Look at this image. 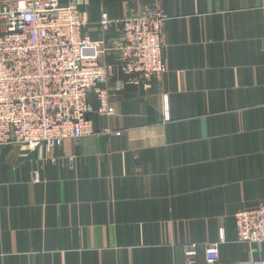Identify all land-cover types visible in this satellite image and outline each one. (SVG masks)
<instances>
[{"label":"crops","instance_id":"0c3cea01","mask_svg":"<svg viewBox=\"0 0 264 264\" xmlns=\"http://www.w3.org/2000/svg\"><path fill=\"white\" fill-rule=\"evenodd\" d=\"M74 1L114 113L93 112L77 146L0 147V264H187L191 244L205 264L210 243L215 264H264L234 221L264 206V0H58ZM153 9L168 16L167 71L128 85L120 24Z\"/></svg>","mask_w":264,"mask_h":264},{"label":"built area","instance_id":"2783aa9c","mask_svg":"<svg viewBox=\"0 0 264 264\" xmlns=\"http://www.w3.org/2000/svg\"><path fill=\"white\" fill-rule=\"evenodd\" d=\"M79 5L75 1L62 6L58 0H0V147H21L29 153L45 146L61 149L66 141L77 146L83 138L97 134L89 119L93 112L102 117L114 113L106 89L105 50L84 35L88 20ZM167 20L165 13L153 9L137 11L121 21L115 51L121 73L133 77L126 84L165 75L162 38ZM110 23L108 15L102 14L103 32ZM91 94L97 109L89 102ZM67 162L73 169L75 158ZM234 221L238 243L264 246V206L239 211ZM184 249L186 263L193 264L195 245ZM218 256V243L205 247V264H215Z\"/></svg>","mask_w":264,"mask_h":264}]
</instances>
